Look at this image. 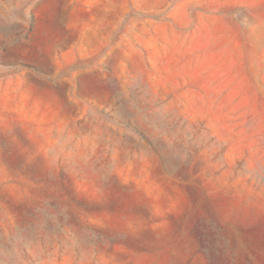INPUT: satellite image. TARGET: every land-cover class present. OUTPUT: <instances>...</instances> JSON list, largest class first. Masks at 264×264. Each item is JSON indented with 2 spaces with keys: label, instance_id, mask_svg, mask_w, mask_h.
I'll return each mask as SVG.
<instances>
[{
  "label": "rangeland",
  "instance_id": "rangeland-1",
  "mask_svg": "<svg viewBox=\"0 0 264 264\" xmlns=\"http://www.w3.org/2000/svg\"><path fill=\"white\" fill-rule=\"evenodd\" d=\"M0 264H264V0H0Z\"/></svg>",
  "mask_w": 264,
  "mask_h": 264
}]
</instances>
